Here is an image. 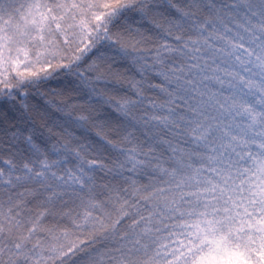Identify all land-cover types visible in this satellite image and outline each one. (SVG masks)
Wrapping results in <instances>:
<instances>
[{"label": "snow or ice", "instance_id": "6c2138e0", "mask_svg": "<svg viewBox=\"0 0 264 264\" xmlns=\"http://www.w3.org/2000/svg\"><path fill=\"white\" fill-rule=\"evenodd\" d=\"M248 2L239 0L242 4ZM152 3L153 0H0V112L7 113L9 100H19L27 112L28 88L49 81L61 83V77L71 78L80 94L87 92L90 100L96 95L95 85L107 83L116 75L111 71L107 51L117 48L127 57L129 49L137 51L143 45L137 25L148 16ZM167 3L177 13L188 15L176 0ZM207 3L211 5L212 0ZM259 3L261 11L253 13L259 16V23L249 20V27L237 25L249 34L250 55L246 61L239 56L233 39L226 36L231 30L224 17L230 18V12L222 15V9L213 6L214 14L206 16L200 27L211 24L214 31L209 36L226 41L228 57H237V63L253 65L259 71L260 103L264 105V0ZM129 12L139 14L141 20L135 25L129 23ZM217 23L224 26V33L219 32ZM121 24L123 29L113 31ZM236 39L244 42L239 34ZM184 48L186 51L180 52L183 63L165 66L157 52L154 64L148 66L173 85L172 90L163 88L167 99L162 107L167 114L153 117L168 133L157 141L167 156L152 155V147L132 145L131 131L113 137L112 129L99 121L94 125L98 139L113 148L132 145L125 160L103 164L89 158L88 145H73L70 139L62 138L49 146L59 158L49 160L45 155L39 169L25 162L20 165L21 174L15 177L0 170V194L17 183L40 182L42 188L51 189L44 192L37 211L26 219H21L20 212L13 215V209L20 208L24 200L10 204L6 213L0 198V264H73L78 256L84 257L81 264H264V107L256 112L235 93L223 96L213 90L208 81L226 83L223 76L217 75L220 69L210 67L200 41L190 38ZM137 59L134 57L133 63L142 75L145 66L136 63ZM116 79L118 82V75ZM140 84L133 81L130 85L137 96L143 95ZM50 91L55 98L44 92L40 97L52 112L68 115L77 107L69 103L71 97H64L61 89ZM138 102L131 97L118 99L113 111L133 118ZM149 106L156 107L152 101ZM236 116H246L247 124L242 127ZM88 120L86 112L75 116L80 127ZM10 135L14 140L20 136L18 132ZM66 135L71 137L72 133L66 130ZM23 140L34 152H43L31 133L25 134ZM61 152L71 154L77 161L74 169H68L67 180L54 171L64 159L59 156ZM140 156L149 159L141 160ZM5 163L16 168L11 160ZM83 165L119 172L148 167L152 174L144 184L127 176L123 189L120 185L105 186L113 211L101 219L92 215V210L101 204L94 197L81 199L75 208H57L65 186L89 185L91 192L95 180L84 173ZM28 195L36 197L38 192L28 189ZM49 217L53 218L51 222ZM56 217L67 223L58 222ZM99 237L111 245L95 246Z\"/></svg>", "mask_w": 264, "mask_h": 264}, {"label": "trees", "instance_id": "16d2710c", "mask_svg": "<svg viewBox=\"0 0 264 264\" xmlns=\"http://www.w3.org/2000/svg\"><path fill=\"white\" fill-rule=\"evenodd\" d=\"M177 4L188 10V15L177 13L168 3L167 0H153L147 17L142 19V22L137 25L143 37V45L137 50L129 49V55L125 57L117 48H110L107 51V56L110 58L108 63L111 65L112 73L119 76L117 82L116 75L110 78L109 82H101L95 85L96 95L90 100L88 93L80 94V89H77L71 78L61 77V83L49 81L46 85L30 86L28 88L27 102L29 110L25 112L19 100H9L6 104L7 113L0 112V170L7 175L11 173L13 177L21 174L20 165L25 162L31 164L34 168L39 169V161L47 155L49 160L58 159L57 153L51 151L50 145L61 141L62 138L70 139L73 145L84 144L88 145L89 158H95L103 164H112L114 161H123L130 154L129 149L132 145H139L144 149L152 147L155 152L152 155L160 154L167 156V152L162 144L157 141L161 135L167 136L168 133L162 128L158 120L153 117H161L167 114L165 108L162 107L163 102L167 99L163 88L172 90L173 85L164 80L163 77L156 75L152 67L154 58L157 52L160 53V59L165 61V66L183 63V57L180 52L186 51L184 48L185 41L196 39L201 42L202 54L208 57L210 67H218L220 71L217 75L223 76L226 81L221 85L214 81H208L209 86L221 93L223 96H229L235 93L241 98L249 108L259 112L264 105L260 103L261 94L258 87L261 80V75L253 65L245 66L244 63H237V57H228L226 55V41L223 39H213L209 33L213 32L211 24L200 26L204 22L206 16L213 15V6L222 9L224 12H230L231 17L225 16V25L231 31L226 33V36L233 39L239 52V56L246 61L250 55L248 46L249 34L245 32L244 27H249L248 21L259 23V16L253 13H259L262 6L259 0H249L247 4L239 3V0H212L209 5L207 0H176ZM199 4L197 10L196 5ZM195 13V14H193ZM129 18V23L136 24V21L141 20L139 14L129 12L126 14ZM244 27H238L237 25ZM159 25V27H157ZM124 25H117L113 31L123 29ZM220 33H224V26L216 24ZM239 34L244 38V42L240 43L236 36ZM137 38H140L139 36ZM205 38L207 41L205 43ZM171 50V51H170ZM201 54V53H197ZM214 55V60L211 59ZM137 59L138 64L145 66V71L141 75L136 70V64L133 63V58ZM255 59V57H252ZM159 68V65L156 66ZM228 73V75H224ZM233 73L235 74L233 76ZM208 75H212L211 72ZM133 81H141L140 87L143 90L142 96H137L131 88ZM242 81L244 83H242ZM231 82V87L229 83ZM51 88H59L62 90L64 97H71L69 103L76 104L77 107L71 109L68 115L63 113L52 112L44 104L40 97V93L44 92L46 96L55 98V94L50 91ZM125 97H131L139 102L134 106L133 118H125L113 111L117 104V100ZM149 101L155 103L156 107H150ZM83 104V107L79 105ZM86 112L89 120L80 127L75 121V116L78 113ZM227 117L225 120L227 121ZM104 121L106 127L112 129L111 135L116 137L118 134L132 132V145H122L119 148H113L94 135V125ZM236 121L243 127L247 124L246 116H236ZM67 132H71L72 136L68 137ZM247 131V129H245ZM18 132V139H13L10 133ZM31 133L34 141L43 149V152H34L30 146L23 140L25 134ZM248 135L251 137L252 133ZM253 150L254 146H253ZM59 156L64 157L61 163L54 169L67 180L68 169L76 167V159L69 153L61 152ZM11 160L16 165L15 169L10 168L5 160ZM141 160H147L148 157L140 156ZM85 174L92 175L95 183L81 187L79 184L65 186L63 191L65 195L61 202H58L57 208L77 207L81 199L87 200L94 197L101 204L99 207L92 210V215L97 218H105L106 215L113 211V206L107 200V192L105 186L120 185L121 189L125 186L124 178L132 176L139 183L148 182L149 176L152 174L148 167H141L136 172H129L127 168L123 172L118 170L108 171L104 167L98 165L88 167L83 165ZM55 186V182H53ZM28 189H35L38 192L36 197L28 195ZM45 189L40 186V182H29L27 184L17 183L14 187L9 186L0 194L5 205L7 213L8 206L15 205L17 200H24L25 203L20 208L13 209V215L16 212L22 213L21 219H26L33 215L38 207L40 200L43 199ZM24 195L21 196L20 194ZM129 196L128 193H124ZM130 198V196H129ZM31 210V211H29ZM58 222L66 224V220L55 218ZM53 220L49 217V221ZM15 233H13V236ZM110 241H105L102 237L97 238L95 246L107 247L110 246ZM7 259V255H5ZM83 256H78L74 259L73 264H81Z\"/></svg>", "mask_w": 264, "mask_h": 264}]
</instances>
